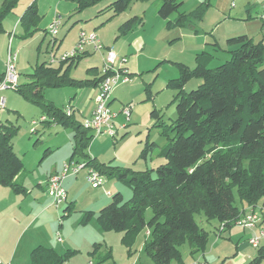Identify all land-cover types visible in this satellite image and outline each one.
I'll use <instances>...</instances> for the list:
<instances>
[{
  "label": "trees",
  "instance_id": "16d2710c",
  "mask_svg": "<svg viewBox=\"0 0 264 264\" xmlns=\"http://www.w3.org/2000/svg\"><path fill=\"white\" fill-rule=\"evenodd\" d=\"M17 1H0V32L3 20L14 10ZM64 1L75 4V12L80 13L103 0ZM132 2L134 0H115L107 8L115 16L123 13ZM34 3L20 18L29 36L40 18ZM182 4V0H161L157 16L166 20ZM203 12L199 5L187 15L180 14L176 23L187 22L188 18L201 19ZM138 20L133 18L123 23L122 33L132 29ZM226 43L234 49L228 51L229 60L215 68L208 67L212 56L204 53L197 57L193 69L178 65L179 77L168 83V87L177 92V102L172 125L174 136L163 153L166 161L143 172L114 168L91 159L85 151L94 135H89L72 115L67 117L63 110L45 100L44 91L49 88L99 85L102 75L86 81L70 78L69 68L80 54L58 66L37 65L29 75V82L15 89L26 101L50 116L51 120L43 123L53 122L73 129L74 146L69 161L80 155L87 167L132 190L128 201H124L122 194H114L111 202L99 210L96 221L105 232L123 233L122 242L126 245L139 232L146 231L149 238L143 245V252L152 264L180 262V248L185 244L192 255L205 251L208 232L197 224L195 215L202 214L206 221H217L223 229H229L245 214L235 205V193L239 203L250 207L251 211L264 199V40L255 44L251 38L241 35L227 39ZM2 78L0 74V81ZM191 79H199L200 84L185 92L184 85ZM150 117L156 123L160 121L156 110L151 111ZM15 131L11 126H0V186L22 193L23 187L16 182L23 165L13 151ZM154 146V142L149 144L147 150ZM147 209L151 210L152 217L145 221ZM70 210L67 206L63 212ZM98 247L93 245L91 256H97ZM258 249L256 259L250 264H259L264 258V246ZM71 254L72 251H66L59 255L40 246L31 251L30 264H63ZM97 258L96 264L107 259Z\"/></svg>",
  "mask_w": 264,
  "mask_h": 264
},
{
  "label": "rangeland",
  "instance_id": "374dc122",
  "mask_svg": "<svg viewBox=\"0 0 264 264\" xmlns=\"http://www.w3.org/2000/svg\"><path fill=\"white\" fill-rule=\"evenodd\" d=\"M60 1H63L62 10L69 8L60 19L54 49L51 48L53 38L48 33L45 34L44 28V19L50 14V9H53V12L55 10L56 5L52 3L54 1H17L14 10L6 16L8 21L14 20L20 10L23 13L25 8L34 2L36 9L39 8L40 18L30 36L25 34L21 24L16 29L12 26L9 31L5 29L0 32V74H4L12 33L10 47L17 55L18 86L28 83L29 75L34 72L35 67L49 63L48 60L54 52L56 58L70 53L76 47L82 30L87 35L95 33L100 41L118 52V58L126 56L125 67L130 70L131 75L128 74L129 81L126 84H119L117 87L123 90L128 86L131 87L119 104V106L123 105L122 109L125 106L133 109L130 122L126 129L118 131L115 139L105 135L94 136L85 152L98 163L114 168L121 167L131 172L154 169L166 161L163 153L169 145V139L174 136L172 125L176 119L177 102L175 101L177 92L169 88L168 83L179 77L178 65L193 69L197 64V57H202L204 53L212 56L208 67L215 68L229 60L227 51L229 48H234L226 43L229 36L247 35L256 44L264 35L262 30L264 27L261 29V20L256 15L264 11V0H182L180 9L166 20H161L157 16L161 0H134L123 13L115 16L111 9L107 8L115 0L100 1L80 13L75 12V4L72 2ZM247 4L255 5L251 16L256 17L257 21L248 22L245 12ZM199 5H202L204 11L201 19L188 18L187 22L176 23L180 14L187 15ZM239 11H244L243 17L239 15ZM135 17L139 20L131 27L132 29L122 33L120 27L123 23ZM256 22L259 23L258 27L255 26ZM137 37H141L144 41L140 51H134L128 45ZM115 42H118L116 48L113 46ZM119 48L125 53H119ZM84 51H88L89 55L85 56L81 53L80 58L69 68L70 78L77 81L93 80L95 74L89 69L97 67L101 70L103 66V60L98 53H94L90 47H85ZM67 67L68 64L65 65V69ZM199 84V79H191L184 85V91L190 92ZM91 91L92 88L89 86L49 88L44 91V98L55 108L63 110L68 107L70 100L72 106L89 101ZM2 96L6 100V109L0 112V126L15 128L12 138L13 151L22 161L23 178L29 184L27 189L36 191V180L44 178L49 171H59L63 162H68L71 158L74 146L73 129L53 122L40 123L41 117L49 121L50 116L39 106L26 101L17 90H5ZM152 110H156L160 116V121L157 123L150 117ZM75 119L76 122H83L80 115ZM31 121H35L37 125L32 126ZM87 132L93 136V133ZM153 142L155 146L147 150V146ZM145 150L147 152L144 157ZM74 159L82 162L80 155L74 156ZM85 174L86 169L77 175V179L67 178L62 185L73 200L70 212L64 214L65 205H63L52 212L55 213V217L51 218L50 215V221L43 223L44 232L49 231V226L53 229L55 237H60L63 241L59 245L63 254L67 248L66 244H73L76 248L71 249L73 254L63 264L88 262L96 264L97 256L90 255L94 242L104 240L115 244L114 237L119 234L105 232L99 227L96 221L99 210L108 205L116 193L122 194L124 201L132 197V190L127 185L106 175H104L106 183L103 187L93 189L86 182ZM108 190L111 194L106 195ZM259 203L264 206V199ZM235 205H239L236 193ZM258 214L263 217L264 222V209L259 210ZM87 215H89L88 219H86ZM151 217L152 212L147 209L144 213L145 221ZM194 219L201 228H205L202 214L195 215ZM35 226H32L30 231L35 230ZM208 230L210 231L209 228ZM145 233L146 231H142L143 236ZM187 247L185 244L180 250L183 251ZM144 257H146L145 253ZM104 264H112V262H104Z\"/></svg>",
  "mask_w": 264,
  "mask_h": 264
},
{
  "label": "crops",
  "instance_id": "0c3cea01",
  "mask_svg": "<svg viewBox=\"0 0 264 264\" xmlns=\"http://www.w3.org/2000/svg\"><path fill=\"white\" fill-rule=\"evenodd\" d=\"M50 1H54L52 3H55L56 7L54 12L52 11L53 9H50L49 11L50 14L46 17V19H44L45 21L44 28L46 31L45 34L47 33V29L50 26V24L55 19L60 20L61 17L66 14L65 10L69 8L66 7L65 9L63 7L64 9L63 10L61 9L63 1L60 0H50ZM253 9H255V5H251V6H249V4L245 5V12L247 13V18H248L247 20L249 23L250 21L253 22H255V20L257 21L256 17L254 18L251 16V12H253ZM263 12L259 14L256 13V15L259 16V19H260V15ZM23 13L22 10H20V12L16 14V18L14 20L12 19L11 21H8V19L5 18L3 20V30L5 31L6 29V31L7 30L9 31V29L12 26L14 29H16L17 26L21 24L20 18ZM243 13L244 11H239V15L242 17H243ZM17 15H19L18 20H17ZM261 23H262L261 24V29H262V27H264V24L262 21ZM255 26L258 27L259 23L256 22ZM56 37L52 40L51 48L53 49L55 48ZM232 37H236V36H232V35L229 36V38ZM261 40H264V35L261 36ZM101 43L105 48H109V49L111 48L109 47V45L104 44L102 41ZM143 43H144L143 39L141 37H137L132 42L128 43V45L132 50L140 51L141 47L144 46ZM113 46L116 48L118 46V42H115ZM120 49L121 48L118 49V51H120L119 53H125L124 51L122 52ZM232 49L234 48L231 49L229 48L228 51ZM113 51L116 52V50ZM117 53L118 52H116V54ZM53 55H55V52L53 53ZM88 55L89 52L85 51V56ZM99 55L102 59V54ZM124 68L128 72V74L131 75L130 70H128L127 67H125V65ZM137 68L139 71L140 64L137 66ZM89 71L94 72L96 76V77L94 76V78H98L101 76L100 74L101 70H99V68L97 67L94 68L91 67ZM89 87L92 88L91 91L92 93L90 94L89 101L85 102L82 105L78 104L76 106L71 105L70 102L71 100L68 102V106L72 108L73 119L77 118V115H80L83 121L91 117V114L94 109V99L98 91L96 85H90ZM129 89H131V87L128 86V88H125V90L119 89L118 87L112 90L113 92L111 94L109 105L111 110L116 113L115 124L118 128L122 125H125V128L123 129H126L128 123L130 122V118H131L130 116L134 112L130 106H127L130 107V116H128L129 121L126 123L125 117L122 114L123 109L121 106L123 105L119 106V104L122 103L121 101H123L124 99L123 96ZM123 129L119 128V130H123ZM56 148H59V146H56ZM65 163L66 161L63 162L59 171L56 170L49 171L48 174H45L44 178H39L38 180H36V183L34 182L36 184L35 185L36 191L34 190L29 191L27 189V186L29 184L23 178V174H24L23 172L22 174L20 173L17 176L16 182L23 187L24 192L16 193L9 187L0 186V263L1 264H30L31 251L36 247H40V246L45 248H50L59 255L63 254L61 252L62 250H60L61 247H59L60 243H62L63 241L61 240L60 237L58 238H60L61 242L58 241L57 236L55 237V233H53V229L49 226H48L49 231L44 232L43 223L45 224L46 222L50 221V217H49L50 215L51 218L56 216L55 213H52L54 212L55 208L51 206V200L47 195L46 181L50 175L59 174L62 170V166ZM77 175H74V177L67 176L63 180L62 185L67 178L77 179ZM66 193H67V199L64 205L65 208L67 206H70L71 208L73 200L70 199L69 192L66 191ZM109 194H111V192L109 190L106 191V195ZM260 205L261 204L258 202V204L253 210L257 214L259 210L264 209L263 204L261 206ZM238 207L244 213H248L251 211L250 207L242 205L240 203ZM204 222H205L204 229L205 230L207 229L206 231L208 232V242L205 251L202 253H196L192 255L188 247L187 249L184 248L183 251L180 250L181 261L174 264H250L252 261L256 259L259 249L254 250V248L250 247V245L248 244V239L255 236L259 228H264L263 217H260V221L256 225L255 229H246V228H241L239 226L236 227V225L232 226L229 229H221L222 225H220L217 221L208 222L205 220ZM34 225H36L35 230L30 231L32 226ZM60 227L61 225L59 226V228ZM206 227H208L210 231ZM115 236H116L114 237L115 244H111V242L104 240H102L103 242H96V241L94 242V245L95 244L99 245L96 255L99 257H107V259L104 261L105 263L112 262V264H152L151 259L146 254H145L146 257H144V252H143V245L145 241L148 240V238L146 237L148 236L147 232L144 234V236L142 235V231L139 232L134 237L133 241L129 243V245L123 244L122 242V238L124 237L123 233H119L118 235ZM262 246H264L263 242L261 243L260 248ZM66 247H67L65 248L66 251H71V249L73 250L76 249L74 248L73 244H66ZM263 261L264 258L259 262V264H263ZM104 262L102 263L104 264ZM87 264H93V263L88 262Z\"/></svg>",
  "mask_w": 264,
  "mask_h": 264
},
{
  "label": "built area",
  "instance_id": "2783aa9c",
  "mask_svg": "<svg viewBox=\"0 0 264 264\" xmlns=\"http://www.w3.org/2000/svg\"><path fill=\"white\" fill-rule=\"evenodd\" d=\"M260 19L264 24V12L260 15ZM60 26V20L55 19L47 29V33L54 39L58 33ZM13 33L10 34V40L7 50V59L5 62V70L3 78L0 81V112L5 108L6 100L2 96L5 90H15L18 87V75L16 73V53L12 52L10 47ZM79 39L76 47L70 52L56 58L55 55L50 56L48 60L49 64H58L66 61L69 58L76 57L77 55L85 52V47H90L94 53L102 54L103 66L101 69L102 79L97 86V94L94 99V109L91 117L85 119L82 122L83 128L86 131H90L94 136H108L112 139L118 135V130L125 128V125L119 128L115 124L116 113L110 108V98L112 90H114L119 84H124L129 81L128 73L124 68L126 63L125 58H118V55L111 48H105L95 33L87 35L83 30L79 33ZM64 114L68 117L73 115L72 108L68 106L63 110ZM122 114L125 117L126 123L129 121L130 107H126L122 110ZM46 119L41 117L40 123H43ZM32 126H36L35 121H31ZM86 169V182L88 185L97 189L102 187L106 180L99 172L92 167H87L83 162L68 161L62 166V170L59 174H52L46 181V192L51 200V206L55 209H59L66 203L67 193L62 186L63 180L67 176H74ZM108 194V193H107ZM260 217L254 211H250L236 220V227L246 229H255L259 223ZM223 229V226L221 227ZM58 241H61L58 238ZM264 243V228H259L252 238L248 239V244L258 249L261 243ZM1 264V263H0Z\"/></svg>",
  "mask_w": 264,
  "mask_h": 264
}]
</instances>
